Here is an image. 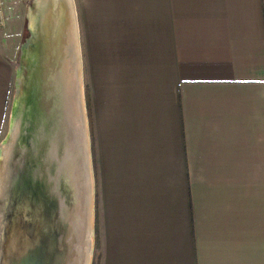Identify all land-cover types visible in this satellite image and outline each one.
I'll list each match as a JSON object with an SVG mask.
<instances>
[{
  "label": "crops",
  "instance_id": "crops-1",
  "mask_svg": "<svg viewBox=\"0 0 264 264\" xmlns=\"http://www.w3.org/2000/svg\"><path fill=\"white\" fill-rule=\"evenodd\" d=\"M77 41L100 264H264V0H77Z\"/></svg>",
  "mask_w": 264,
  "mask_h": 264
},
{
  "label": "water",
  "instance_id": "water-1",
  "mask_svg": "<svg viewBox=\"0 0 264 264\" xmlns=\"http://www.w3.org/2000/svg\"><path fill=\"white\" fill-rule=\"evenodd\" d=\"M69 6V0H35L28 25L32 45L23 48V85L0 159V264L85 260L86 204L75 152L78 65ZM22 173L42 175L39 192L36 184L26 192Z\"/></svg>",
  "mask_w": 264,
  "mask_h": 264
},
{
  "label": "rangeland",
  "instance_id": "rangeland-1",
  "mask_svg": "<svg viewBox=\"0 0 264 264\" xmlns=\"http://www.w3.org/2000/svg\"><path fill=\"white\" fill-rule=\"evenodd\" d=\"M72 10V20L74 24V54H75V65H78V41H77V0H70ZM35 0H11L7 7H5V14L2 15L0 10V35L2 36V46L5 48V53L8 58L12 61V74L10 82V90L7 99V107L5 113L4 128L0 135V151L3 153L6 151V136L14 127L12 105L16 99L17 93L22 87V81L20 77H23L22 64V52L25 46L32 45L31 38L32 32L28 30L29 22L36 12L34 9ZM2 16L5 18V22L2 21ZM19 17L21 18V25L19 23ZM26 23L27 31L23 29V25ZM21 30L19 31V27ZM28 40V43H23ZM32 55V53L30 54ZM76 65V66H77ZM87 129V135H88ZM4 149V150H3ZM0 152V159L5 156V153ZM92 156V150H91ZM2 163V162H1ZM3 164H1L2 166ZM2 169V168H1ZM92 158H91V169H90V202H87V219H86V231L84 232L85 238L83 248L85 250V260L83 264H100L101 256V230L100 221L95 220L94 217V205H93V172H92ZM2 175V173H1Z\"/></svg>",
  "mask_w": 264,
  "mask_h": 264
},
{
  "label": "bare ground",
  "instance_id": "bare-ground-1",
  "mask_svg": "<svg viewBox=\"0 0 264 264\" xmlns=\"http://www.w3.org/2000/svg\"><path fill=\"white\" fill-rule=\"evenodd\" d=\"M69 1H70V0H69ZM42 2H43V1L39 2L41 6H42ZM69 9L71 10V5L69 6ZM71 13H72V10H71ZM38 19H39V20H42L43 17H41V15H40V16H38ZM34 24H35V22H34ZM77 62H78V61H77ZM78 90H79V89H78ZM77 137H78V136H77ZM76 149H78V140L76 139V136H75V152H76ZM3 150H4V149H3ZM0 152H1V151H0ZM5 152H6V151H5ZM5 152H4V153H5ZM1 153H3V152H1ZM76 153H77V152H76ZM76 153H75V154H76ZM22 174L25 175V177L23 178L24 180H22L21 182L24 183V186L26 187V192H27L28 190H33L34 187H35V184H36V187H37V191L39 192L40 190H38V188H39V185H40V179H41L42 175H41V174H38V175H37V178H35V177H34V174H33V175H31V174L26 175L27 173H22ZM17 178H19V176H18ZM19 180H21V179L19 178ZM25 198H28V195H26Z\"/></svg>",
  "mask_w": 264,
  "mask_h": 264
},
{
  "label": "trees",
  "instance_id": "trees-1",
  "mask_svg": "<svg viewBox=\"0 0 264 264\" xmlns=\"http://www.w3.org/2000/svg\"><path fill=\"white\" fill-rule=\"evenodd\" d=\"M25 24L26 23H24V25H23V29L27 31V28H26V25ZM23 43H25L24 42V38H23ZM87 110H88V103H87ZM87 114H88V112H87ZM91 150H92V145H91ZM92 157H93V153H92Z\"/></svg>",
  "mask_w": 264,
  "mask_h": 264
},
{
  "label": "flooded vegetation",
  "instance_id": "flooded-vegetation-1",
  "mask_svg": "<svg viewBox=\"0 0 264 264\" xmlns=\"http://www.w3.org/2000/svg\"><path fill=\"white\" fill-rule=\"evenodd\" d=\"M24 42H25V43H28V40H27V41L25 40Z\"/></svg>",
  "mask_w": 264,
  "mask_h": 264
}]
</instances>
